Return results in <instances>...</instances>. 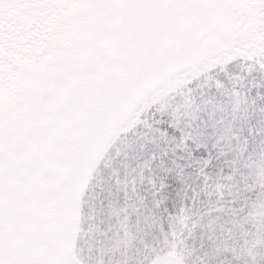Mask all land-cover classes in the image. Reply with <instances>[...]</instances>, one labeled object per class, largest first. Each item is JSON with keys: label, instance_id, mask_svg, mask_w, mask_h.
Segmentation results:
<instances>
[{"label": "snow or ice", "instance_id": "6c2138e0", "mask_svg": "<svg viewBox=\"0 0 264 264\" xmlns=\"http://www.w3.org/2000/svg\"><path fill=\"white\" fill-rule=\"evenodd\" d=\"M0 264H264V0H0Z\"/></svg>", "mask_w": 264, "mask_h": 264}]
</instances>
